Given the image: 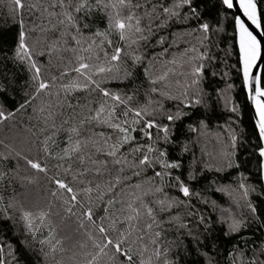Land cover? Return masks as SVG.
<instances>
[{
	"label": "snow or ice",
	"instance_id": "snow-or-ice-1",
	"mask_svg": "<svg viewBox=\"0 0 264 264\" xmlns=\"http://www.w3.org/2000/svg\"><path fill=\"white\" fill-rule=\"evenodd\" d=\"M7 7L0 264H264V0Z\"/></svg>",
	"mask_w": 264,
	"mask_h": 264
},
{
	"label": "trees",
	"instance_id": "trees-1",
	"mask_svg": "<svg viewBox=\"0 0 264 264\" xmlns=\"http://www.w3.org/2000/svg\"><path fill=\"white\" fill-rule=\"evenodd\" d=\"M35 0H22V3L25 5L29 3H33ZM208 4L212 2V0H207ZM23 16L24 23L26 28L31 27L33 22L39 23L38 13L31 12L27 8H25L22 13H18L15 19L12 18L11 13L9 12V8L7 7V0H0V57H2L3 53H7L11 55V51L15 46L16 37L18 34V22L20 16ZM231 28H227L226 32H230ZM228 42V37L225 36L224 41L222 43L226 44ZM182 47V46H181ZM231 62V61H230ZM53 74L58 75V71L53 69ZM74 75V74H72ZM28 73L24 70L23 66L15 67L11 64V62L6 61L3 58H0V86H7L8 91L0 93V103H3L6 108L9 110H13L17 106V102H22L23 100V92L28 89ZM238 83V82H237ZM112 88L118 87L117 84L113 83L109 85ZM83 96V94H80ZM237 102L241 105V119L243 122V126L246 127L249 132L251 131V110L248 107V101L243 93H237L236 95ZM39 103V101H37ZM31 112V108L27 110V112L17 113L16 121L22 122L23 124H28V114ZM7 123V122H6ZM99 130V129H97ZM6 134H10L8 132V128L4 124H0V139H3ZM2 147H0V151H2ZM15 163L14 161L12 162ZM21 165V174H24V162L20 161ZM75 166V165H74ZM151 173H149L150 175ZM18 188V185H14ZM23 191L22 189H18ZM7 195V194H6ZM255 225L253 226V229ZM7 234L11 236V233H6L5 226L0 223V237ZM251 234V230L248 233ZM224 243V241H221Z\"/></svg>",
	"mask_w": 264,
	"mask_h": 264
},
{
	"label": "water",
	"instance_id": "water-1",
	"mask_svg": "<svg viewBox=\"0 0 264 264\" xmlns=\"http://www.w3.org/2000/svg\"><path fill=\"white\" fill-rule=\"evenodd\" d=\"M262 68H264V65H261ZM251 110V109H250Z\"/></svg>",
	"mask_w": 264,
	"mask_h": 264
}]
</instances>
